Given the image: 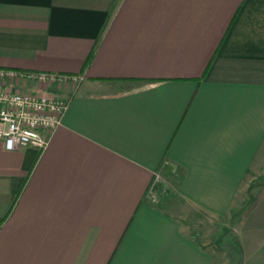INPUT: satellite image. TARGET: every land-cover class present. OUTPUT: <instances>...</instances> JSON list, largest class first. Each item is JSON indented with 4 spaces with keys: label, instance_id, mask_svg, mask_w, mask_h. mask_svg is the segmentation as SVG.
<instances>
[{
    "label": "crops",
    "instance_id": "0c3cea01",
    "mask_svg": "<svg viewBox=\"0 0 264 264\" xmlns=\"http://www.w3.org/2000/svg\"><path fill=\"white\" fill-rule=\"evenodd\" d=\"M0 68L79 76L0 81L68 103L0 139V264H214L206 224L264 218V0H0Z\"/></svg>",
    "mask_w": 264,
    "mask_h": 264
},
{
    "label": "built area",
    "instance_id": "2783aa9c",
    "mask_svg": "<svg viewBox=\"0 0 264 264\" xmlns=\"http://www.w3.org/2000/svg\"><path fill=\"white\" fill-rule=\"evenodd\" d=\"M24 78L40 84L79 79L44 71L0 68V81ZM67 101L47 91L14 90L0 86V139L5 148L15 150L24 146L43 149L52 132L62 124Z\"/></svg>",
    "mask_w": 264,
    "mask_h": 264
},
{
    "label": "rangeland",
    "instance_id": "374dc122",
    "mask_svg": "<svg viewBox=\"0 0 264 264\" xmlns=\"http://www.w3.org/2000/svg\"><path fill=\"white\" fill-rule=\"evenodd\" d=\"M252 190L253 186L250 187L251 197ZM243 198L236 199L228 215L214 218L205 226L202 240L213 247L214 264H241L264 236L260 233L264 231V218L257 219L261 227L258 222L255 224L254 218L242 216L248 214V205H253L252 201L244 203Z\"/></svg>",
    "mask_w": 264,
    "mask_h": 264
},
{
    "label": "trees",
    "instance_id": "16d2710c",
    "mask_svg": "<svg viewBox=\"0 0 264 264\" xmlns=\"http://www.w3.org/2000/svg\"><path fill=\"white\" fill-rule=\"evenodd\" d=\"M92 54L89 56L87 62H89L91 60Z\"/></svg>",
    "mask_w": 264,
    "mask_h": 264
}]
</instances>
